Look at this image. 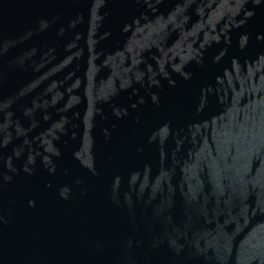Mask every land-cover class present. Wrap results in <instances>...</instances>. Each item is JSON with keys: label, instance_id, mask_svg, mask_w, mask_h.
I'll list each match as a JSON object with an SVG mask.
<instances>
[{"label": "water", "instance_id": "obj_1", "mask_svg": "<svg viewBox=\"0 0 264 264\" xmlns=\"http://www.w3.org/2000/svg\"><path fill=\"white\" fill-rule=\"evenodd\" d=\"M0 264H264V0H0Z\"/></svg>", "mask_w": 264, "mask_h": 264}]
</instances>
